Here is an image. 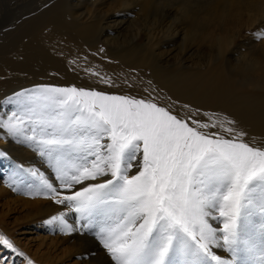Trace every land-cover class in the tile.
Masks as SVG:
<instances>
[{
    "label": "rangeland",
    "instance_id": "1",
    "mask_svg": "<svg viewBox=\"0 0 264 264\" xmlns=\"http://www.w3.org/2000/svg\"><path fill=\"white\" fill-rule=\"evenodd\" d=\"M233 1L0 0V121L7 124L14 119L13 113L19 115L15 103L17 93L36 92L40 85L74 86L150 100L170 109L173 114L188 121L190 126L197 127L192 121L207 124V128H198L206 134L233 138L243 132L246 135L240 139L264 147V0ZM52 38L62 45H75L80 53L66 55L56 50L48 44ZM36 49L46 52L49 60L41 63L33 52ZM10 56L18 60L27 56L31 62L26 66L13 65L12 69L1 68L2 61ZM80 56H91L110 64L114 69L113 79L101 81L88 74L76 63ZM25 67L28 68L25 70ZM218 73L237 86L236 96L228 99L231 108L226 113V121L218 119L223 105L207 102L217 89ZM171 89L177 93H172ZM199 99H206V102L197 103ZM228 128L236 131L229 133ZM0 132V155L4 151L14 153L35 165L37 172L33 169L32 177L36 183L40 180L38 186L44 176L56 185L61 193L60 198L79 190L81 186L111 178L97 177L84 181L82 185H74L72 189L63 188L53 163L48 156L41 155L39 147L23 142L20 134H11L6 126H0ZM2 140L6 143L10 140L7 150L1 147ZM138 171L139 168L134 167L129 175H135ZM36 173L40 174L39 179ZM0 194L1 212V208L6 206L5 200L11 199L4 197L6 195L1 186ZM36 199H32V202L26 200L29 204L25 201L17 203L4 214L1 212L0 233L10 240L20 238L22 235H18V230L23 224L39 218L52 219L64 212L63 215H67L64 223L75 229L69 231L68 236H77L68 241L64 239V232L60 235L51 229L57 225L38 226L36 239L29 241L33 249L46 251V247L41 248L39 241H36L38 238L53 237L61 244L60 249H52L43 256L41 264H47L48 258L51 261L57 259L63 250L71 252L76 249L90 251L88 259L91 264H115L97 238V230L84 227L86 221L81 213L75 211V204L50 203L52 200L49 197ZM45 211H48L47 214ZM48 214H53V217L49 218ZM213 220L223 222L218 211L209 221ZM18 221L23 222L20 224ZM24 240L20 239L18 244L25 243ZM14 249L0 244V263L9 261ZM218 249H213L217 255L229 259L223 256L225 249ZM18 258L20 255L17 262ZM79 264L85 262L80 261Z\"/></svg>",
    "mask_w": 264,
    "mask_h": 264
},
{
    "label": "snow or ice",
    "instance_id": "2",
    "mask_svg": "<svg viewBox=\"0 0 264 264\" xmlns=\"http://www.w3.org/2000/svg\"><path fill=\"white\" fill-rule=\"evenodd\" d=\"M15 103L0 126L39 147L61 187L111 177L62 198L47 178L40 190L75 204L115 264H264V147L245 133L206 134L150 100L74 86L40 85ZM217 211L222 229L209 222ZM0 244L14 249L3 233Z\"/></svg>",
    "mask_w": 264,
    "mask_h": 264
},
{
    "label": "bare ground",
    "instance_id": "3",
    "mask_svg": "<svg viewBox=\"0 0 264 264\" xmlns=\"http://www.w3.org/2000/svg\"><path fill=\"white\" fill-rule=\"evenodd\" d=\"M228 1V0H226ZM233 1V0H232ZM234 2V1H233ZM236 6V4H231ZM227 6V5H226ZM229 6V4H228ZM233 6V8H234ZM259 6V5H258ZM124 7V6H123ZM231 7V6H230ZM126 8V7H125ZM114 10V9H113ZM129 10V9H128ZM234 12V11H233ZM231 14H234V13ZM236 12V11H235ZM229 13V12H228ZM264 14V13H262ZM116 16V15H115ZM255 24V23H254ZM264 26V25H263ZM166 35V34H165ZM169 35V34H168ZM50 46H53L56 50H61L62 52L66 53V55H70V54H79L80 50L78 47H76L75 45H71V44H60V42L55 39L52 38L49 40L48 43ZM22 50V49H21ZM28 51V50H27ZM30 51V50H29ZM33 51V50H32ZM31 51V52H32ZM25 52V51H24ZM34 54H36V58L40 60L41 63L45 62L48 59V56L46 55V52L43 51H39L38 49L33 51ZM28 53V52H27ZM20 54V53H19ZM15 55V54H14ZM17 55V54H16ZM22 55V54H21ZM24 55V54H23ZM15 57V56H14ZM14 57H9L6 58L2 61V66L1 68H5V67H10L8 69H12L14 67H12L13 65L17 66V65H23L26 66L31 62V59L29 57L26 56V58H22L24 59V61L22 59H15ZM20 58V56H19ZM78 61L76 63H78L77 65H79L81 68L86 69V71L88 72V74L93 75L94 77H96L98 80L101 81H110L111 79H113V67H111L110 64H108L107 62H104L102 60H95L93 57H78L77 58ZM255 59V58H254ZM22 60V61H21ZM33 67V66H32ZM31 67V68H32ZM28 67H25V70ZM43 69V67H42ZM113 69V70H112ZM17 70V69H15ZM14 70V71H15ZM45 70V69H43ZM18 71V70H17ZM20 71V70H19ZM116 71V70H115ZM2 72V71H1ZM9 72V71H8ZM3 74H5V72H3ZM217 89L213 91L212 96L210 98H212L211 100L208 99L207 102L212 101V103H221L223 105V109L221 110V112H219V116L218 119L222 120V121H226L227 120V111L229 110V108H231L228 99L229 98H234L236 96V90H237V86H235L234 84H232L231 82H229L228 80H226V78H223V76L221 75V73H218L217 75ZM172 93L176 94V90L171 89L170 90ZM185 94V93H181L180 95ZM206 99H199V101H197V103H203L206 102ZM228 114V113H227ZM4 130V129H3ZM6 133V132H5ZM8 135V132L6 133ZM4 134V136L6 135ZM3 135V134H2ZM0 137H1V132H0ZM8 138V137H7ZM6 139V137H5ZM4 142V143H3ZM10 140L6 143L5 140L1 141V147H3L4 150H7L8 148L6 146L9 145ZM14 147V146H13ZM17 147V146H16ZM15 147V148H16ZM19 149V147L17 148ZM1 150V149H0ZM3 152V151H1ZM16 152V151H15ZM19 152V151H18ZM22 153V152H21ZM14 154V153H13ZM10 154V153H6V151H4L3 155H0V186L2 188V190L4 191V194L6 196L4 197H10L11 200H5V207L1 208V212L4 214L6 212L4 211H10L12 207H15L14 205L20 202L25 201L26 200H31L32 199L35 200L36 197H43V198H51V202L53 203L55 202L54 199L52 198V194L49 193H45L43 191L40 190V187L38 186V182L40 180H38L40 177L38 176L39 173H36L37 177H38V184L35 182L36 180L33 179L32 177V173L36 171V166L29 163V161L21 159L18 156H15L16 154ZM17 155H21L18 154ZM23 156V155H22ZM29 158V157H28ZM34 159V158H33ZM19 161V162H18ZM41 168V167H40ZM44 168V167H43ZM33 169H35V171H33ZM45 169V168H44ZM41 169V170H44ZM40 170V171H41ZM37 172V171H36ZM42 172V171H41ZM48 172V171H47ZM45 173V172H44ZM43 173V174H44ZM40 175V174H39ZM36 178V177H35ZM43 178H45L43 176ZM42 184V183H40ZM56 186V185H54ZM2 192V191H1ZM2 194V193H1ZM0 194V195H1ZM3 196V195H2ZM1 196V197H2ZM35 198V199H34ZM40 199V198H39ZM38 199V200H39ZM3 200V199H2ZM37 200V199H36ZM2 202V201H1ZM48 202V199H47ZM43 203V200H42ZM45 203V202H44ZM32 204V203H31ZM41 204V203H40ZM47 204V203H46ZM4 204H2L1 206H3ZM24 205V204H23ZM62 205V204H60ZM22 206V205H21ZM26 206V204H25ZM29 206V205H28ZM31 206V205H30ZM38 206V205H37ZM45 206V205H44ZM50 206V205H49ZM17 207V206H16ZM19 207V206H18ZM41 207V205H40ZM60 207V206H59ZM22 208V207H21ZM20 208V209H21ZM35 208V207H34ZM51 208V207H50ZM19 209V210H20ZM27 209V206H26ZM25 210V209H24ZM46 210V208H45ZM48 210V209H47ZM53 210V209H52ZM44 211V210H43ZM58 211V210H56ZM68 211V210H67ZM0 212V213H1ZM24 212V211H23ZM45 211L44 213L47 214ZM59 212V211H58ZM18 213V212H17ZM43 213V212H42ZM42 213H40L42 215ZM50 214V210L48 212ZM62 213V212H61ZM64 213V212H63ZM25 214V213H24ZM27 214V213H26ZM48 214V216H49ZM60 214V212H59ZM32 215V214H31ZM38 215V214H37ZM56 215V214H55ZM1 216V215H0ZM25 216V215H24ZM51 216L53 217V214H51ZM51 216H49V218H51ZM20 217V216H19ZM44 217V215H43ZM4 217H2L3 220ZM22 218V217H21ZM20 218V219H21ZM26 218V217H25ZM23 219V218H22ZM67 219V215H64V220ZM5 220V219H4ZM18 220V219H16ZM25 220V219H24ZM28 220V219H27ZM31 220V219H30ZM33 221V219H32ZM69 221V218L68 220ZM23 222V221H21ZM21 222L18 221V223L22 224ZM25 222V221H24ZM31 222V221H29ZM213 227L217 228V229H222L223 226V222L218 221V220H213V221H209ZM5 223V221H4ZM28 223V221H27ZM75 224V223H74ZM42 225H57V227H51V229L53 231H55L56 233H59L60 235H62V233L64 232V234H66V236L64 237L65 240H70L73 239L74 235L68 236V228L66 227L67 224H65L64 222L62 223L60 220H53V219H46V218H39L36 221H33L31 223L28 224H23L20 228H19V234L18 235H22L20 238H14L11 239L10 241L15 244L17 247H15V252L9 257V261L4 262L3 264H41V260L43 258V256L48 255L50 252V250H58L60 249L61 244L57 243L55 241V239L53 237H51L50 239L46 238H38L36 241H39V245L41 248L46 247V251L44 252V250L42 249H33L34 247H31L29 245V241L36 239L37 236H35L38 226H42ZM48 228V227H47ZM2 230V229H1ZM3 231V230H2ZM1 232V231H0ZM17 232V231H16ZM30 235L29 237H27L25 234L27 233ZM35 232V233H34ZM71 234V233H70ZM14 235V234H13ZM39 236V235H38ZM58 236V234H57ZM20 239H25L24 241H26L25 243L19 245L18 241ZM33 242V241H32ZM14 245V246H15ZM38 245V246H39ZM95 246V245H94ZM98 246V245H96ZM100 246V245H99ZM94 249V248H93ZM97 249V248H96ZM100 249V248H99ZM98 249V250H99ZM37 250V251H36ZM217 250H219L217 248ZM43 251V252H42ZM223 251V250H222ZM100 252V251H99ZM21 253H23V255H21ZM17 254V255H16ZM20 255V258H18V262H17V256ZM91 255L90 251L88 252L85 249H76L73 250L71 252H68L67 250H63L62 255L61 256H57V259L51 261L49 258L46 259L47 261H49L47 264H79L80 261L85 262V264H91L90 260L88 259V257ZM9 256V255H8ZM224 257L228 256L229 259H231V253H228L226 250H224ZM109 257V255H108ZM6 258V257H5ZM106 258V257H105ZM45 259V258H44ZM95 260V259H94ZM105 260V259H104ZM4 261V259H3ZM44 261V260H43ZM108 261V260H106ZM105 261V262H106ZM111 263V261H109ZM113 263V262H112ZM2 264V263H0ZM44 264V263H42ZM105 264V263H104Z\"/></svg>",
    "mask_w": 264,
    "mask_h": 264
}]
</instances>
